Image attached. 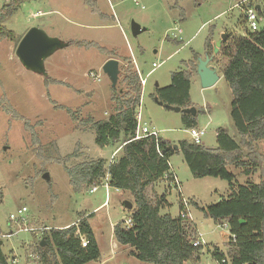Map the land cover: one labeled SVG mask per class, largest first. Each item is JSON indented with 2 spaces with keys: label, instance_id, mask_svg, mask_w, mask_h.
<instances>
[{
  "label": "rangeland",
  "instance_id": "374dc122",
  "mask_svg": "<svg viewBox=\"0 0 264 264\" xmlns=\"http://www.w3.org/2000/svg\"><path fill=\"white\" fill-rule=\"evenodd\" d=\"M93 1L96 11L86 7L83 0H19L18 9L3 21L15 37L13 40L0 37V240L8 262L16 258V264H40L36 258V243L44 239L45 226L66 228L65 225L90 211L86 217L100 248V258L93 264H153L137 260L129 254L128 245L115 241L112 223L126 218L124 201L133 203L129 192L122 193L107 185L108 193L112 191L108 204L92 212V208L104 200L105 186L98 185L95 192H90V187L75 190L63 164L56 160L71 154L66 164L72 166L110 157L120 142L98 146L96 133L88 120L107 119L115 112L118 108L116 91L124 92L127 88L121 74L130 67L138 75L136 60L142 76L153 69V62L159 63L141 86L140 113L142 122L155 129L164 140L170 144H177L180 139L191 140L190 127L182 119L188 113L174 112L157 104L152 97L156 83L168 85L173 72L186 68L193 75L189 107L195 109L196 115L189 114L195 120L192 127L206 130L201 137L202 145L216 147L217 127H223L239 140L230 118L232 92L220 73L225 60L218 53L207 54L205 50L212 27V48L222 32L232 30L244 34L247 25L241 9L233 7L235 0ZM7 2L0 0V8ZM254 4L260 5L264 17V0ZM132 22L144 28L136 36L131 32ZM31 27L59 40L95 45L72 44L57 49L46 58V75L43 76L24 68L16 55L18 40ZM194 52L197 59L213 56L209 64L220 74L214 85L201 86ZM109 58L119 60L115 90L102 69ZM190 60L187 67L186 62ZM138 111L139 105L135 113ZM253 147L264 154V140L254 141ZM118 153L119 149L115 154ZM169 161L178 181L183 182L185 193L194 195L192 200L197 205L204 206L230 194L227 181L219 177L194 178L181 151ZM228 167L235 175L234 185L261 180L260 169L245 175L243 167ZM45 174L49 176L47 179ZM155 188L159 194L165 192L170 203L160 212L177 217L179 196L185 197L180 193L181 188L173 187L168 192L165 180ZM186 199L193 241L200 231L206 243L227 252L228 225L214 223L190 203V197ZM22 207L27 212L18 214ZM10 213L18 214V218L10 219ZM29 227L32 229H24ZM200 252L198 264H217L206 246Z\"/></svg>",
  "mask_w": 264,
  "mask_h": 264
},
{
  "label": "trees",
  "instance_id": "16d2710c",
  "mask_svg": "<svg viewBox=\"0 0 264 264\" xmlns=\"http://www.w3.org/2000/svg\"><path fill=\"white\" fill-rule=\"evenodd\" d=\"M83 1L92 11H96L95 1ZM19 6V0H8L0 8L1 38H15L13 31L3 21ZM213 29L210 28L205 41L207 54L213 52ZM244 31L246 34L226 31L230 36L222 42L217 52L225 60L220 73L232 92L230 118L239 140L223 127H217L215 148H207L202 142L194 144L187 139H180L177 143L178 151H181L194 178L219 177L227 181L230 188L228 196H221V200L204 206L190 199V203L202 210L204 216L217 224L226 222L230 233L235 235L234 243L229 239L227 241V252L209 243L206 247L215 261L227 258L224 264H264V154L256 152L253 147L254 141L264 137V27L255 32H248L245 27ZM67 42L68 45L85 44L86 47L95 45L83 41ZM193 55L197 61V53ZM190 62H186L187 67ZM121 75L127 88L124 92L116 91L118 108L107 119L88 120L96 133L98 146L120 142L114 161L106 165V160L99 158L68 166L66 162L71 154L56 160L63 164L75 190L102 185L107 179L109 186L129 192L133 205L132 209H126L132 224L127 227L124 219L118 221L113 226V234L118 244L131 248V256L153 264H198L203 246L192 244L194 231L181 196L179 214L173 217L160 212L170 203L167 194H159L155 188L163 182L164 174L169 171L168 161L178 151L166 150L170 143L162 137L157 140L154 136L133 139L135 110L142 95L140 78L130 67ZM171 75L168 85L157 84L152 93L153 99L157 97L166 104L189 107L193 75L187 68L176 70ZM8 107L9 104L6 110ZM66 110L70 113V109ZM182 119L187 127L193 128L195 125L194 117L189 114H184ZM156 147L162 154L158 153ZM229 165L243 167L245 175L260 169L261 180L234 185L235 175L229 170ZM239 219H243L244 223H240ZM81 237L87 239L85 247L81 246ZM43 238V245L41 241L36 243V258L40 264H93L100 258L94 230L84 215L66 228L44 229ZM0 264H8L2 243Z\"/></svg>",
  "mask_w": 264,
  "mask_h": 264
},
{
  "label": "water",
  "instance_id": "95a60500",
  "mask_svg": "<svg viewBox=\"0 0 264 264\" xmlns=\"http://www.w3.org/2000/svg\"><path fill=\"white\" fill-rule=\"evenodd\" d=\"M256 9L259 10L260 5H256ZM143 29L144 28H142L138 23H131V32L134 36H136ZM219 36L220 38L217 39L213 45V54L218 52L222 42L226 40L230 35L226 32H222ZM65 46H68L67 41L59 40L55 37L49 36L44 30L42 31L37 27H31L24 33L22 38L19 40V43L16 48V55L24 68L44 76L46 75V58L57 49H62V47ZM212 58L213 56L209 57L208 55H206L204 58L198 57L197 59L196 74L199 75L201 86L203 88L214 85V83L220 78V74L217 72L215 66L213 67L209 64ZM102 69L104 73L109 76L112 88L115 90L117 87V82L119 80V60H117L116 58L107 59L103 63ZM157 84L158 83H156V86ZM154 99L157 104L163 105L174 112L182 111L188 114L196 115L195 109L193 107L186 108L181 107L179 105L174 106L163 103V101L159 100L157 97H155ZM165 149L171 151H178V145L170 144L167 145ZM44 177L47 179L49 176L48 174H45ZM219 200H221V197L217 199V201ZM124 207L127 209H132V203L128 200H125ZM239 222L244 223V220L239 219ZM0 243H2L1 240ZM43 244L44 239H42L41 241V245Z\"/></svg>",
  "mask_w": 264,
  "mask_h": 264
},
{
  "label": "built area",
  "instance_id": "2783aa9c",
  "mask_svg": "<svg viewBox=\"0 0 264 264\" xmlns=\"http://www.w3.org/2000/svg\"><path fill=\"white\" fill-rule=\"evenodd\" d=\"M255 1H257V0H235V3L233 4V7H238L241 9L243 16H244V21L247 25L246 30L248 32H255V31H258L260 28L264 27V17L261 15L262 12L260 11V9L259 10L256 9V5H259V4L255 5L254 4ZM244 34H246V33L244 32ZM158 65H159L158 63L157 64L153 63L152 64L153 69L156 68ZM90 75H93V77L97 76L93 72H90ZM146 76H148V74H146ZM96 78L98 80L100 79L99 76H97ZM139 78H140V84L143 87L146 84V77L139 75ZM142 121H143V119H142V114L140 113V102H139V111L136 114V129H135V134H134L133 139L138 140V139H140L142 137H146V136H154L156 138V140L159 139V137H160L159 133L155 129L150 128L146 122H142ZM188 131L190 132V135H191V141L194 144L201 143L202 142L201 137L206 132L205 129L197 128V127L196 128H194V127L189 128ZM157 150H158V153L162 154L160 149L157 148ZM113 161H114V155H113V157H111V159H109L108 164L113 162ZM168 164H169V171H167L164 174L163 179L166 182V187L168 189V192H170V190L173 187L179 189V183H178V179L176 177V174H175L174 170L172 169L170 161H168ZM105 181H106V179H105ZM107 185H108V183L105 182L104 183L105 188H107ZM96 189H97V185H93L92 187H90L89 190L91 192H94V191H96ZM181 201H182V204H183L185 210L187 211L188 217H189L190 216V213H189L190 208L188 206V201H187L186 197H181ZM25 212H27L25 207H22L21 209L18 210V214H23ZM18 214L10 213V219L15 220L16 218H18ZM20 219L23 220V218H20ZM124 224L127 227L132 224V220L129 216H126V218H124ZM223 224L225 226L228 225L226 222H223ZM48 228L49 227H46L44 229L48 230ZM228 228H229V226H228ZM24 229H32V228L29 227V228H24ZM9 235L10 234H7V236H9ZM228 239L232 243H234L235 242V235L229 232V238ZM86 242H87V239H85L84 237H81V246L85 247ZM192 244L194 246L202 245V246H206V247L208 245V243H206L203 240V233H201L200 231H199L198 238L196 240H194L192 242ZM226 261H227V258L224 257L221 260L216 261V263L217 264H224V263H227ZM16 262H17L16 258H11V260L8 262V264H16Z\"/></svg>",
  "mask_w": 264,
  "mask_h": 264
},
{
  "label": "crops",
  "instance_id": "0c3cea01",
  "mask_svg": "<svg viewBox=\"0 0 264 264\" xmlns=\"http://www.w3.org/2000/svg\"><path fill=\"white\" fill-rule=\"evenodd\" d=\"M86 5V4H85ZM86 7H89V6H86ZM113 18H115V16H113ZM245 32V31H244ZM216 40H217V37H216ZM215 43V42H214ZM153 63H155V62H153ZM152 63V64H153ZM157 64V63H156ZM159 64V63H158ZM135 65H136V69L138 70V75H141V72L139 71V69H138V62H137V60L135 61ZM152 69H150L146 74H149V72L151 71ZM145 74V75H146ZM142 76V75H141ZM143 77H146V76H143ZM161 137V136H160ZM259 140H264V137L263 138H261V139H259ZM259 140H257V141H259ZM119 146H120V144L116 147V149L114 150V151H112V154L110 155V157L112 156V155H114V158H115V156L117 155V154H115L116 152H117V150L119 149ZM110 157L107 159L106 157H103L106 161H108L109 159H110ZM103 158H101V159H103ZM97 159H99V158H97ZM173 169V168H172ZM174 170V172H176L175 171V169H173ZM106 182V181H105ZM105 182H103V184L102 185H104V183ZM180 182H181V185H180ZM162 183H164V180H163V182ZM178 183H179V188H181V192H182V194L186 197V198H189L190 197V199H192V197L193 198H195V196L194 195H192V194H190V195H187L186 193H185V190H184V187L182 186L183 185V182L182 181H178ZM108 187H109V185H108ZM106 190H105V194H104V200L100 203V204H98V205H96L94 208H92V212H94V211H97V210H99V209H101V208H103L104 206H106L107 204H108V201H109V198L111 197V195H112V191H109V193H108V189L107 188H105ZM116 189V188H115ZM116 190H118V189H116ZM119 191H121L122 193H123V191L122 190H119ZM91 192V191H90ZM95 192V191H94ZM124 193H125V191H124ZM117 196H120V195H117ZM109 197V198H108ZM218 197V196H217ZM194 200V199H193ZM168 201V200H167ZM195 201V200H194ZM169 202V201H168ZM196 202V201H195ZM90 213V211H88V212H85V214H83L85 217L87 216V214H89ZM93 213H91L90 215H92ZM79 220V218H77V220L76 221H74L73 223H75V222H77ZM117 221H115V222H113L112 223V227L114 226V224L116 223ZM72 224V223H71ZM67 225H69V223L67 224ZM67 225H65L64 227H67ZM49 226V225H48ZM48 226H45V227H48ZM59 227V226H58ZM63 227V226H62ZM92 228V227H91ZM114 228V227H113ZM98 245V244H97Z\"/></svg>",
  "mask_w": 264,
  "mask_h": 264
}]
</instances>
